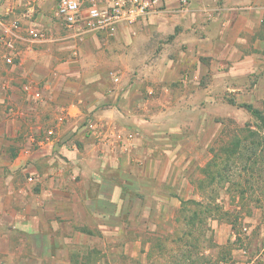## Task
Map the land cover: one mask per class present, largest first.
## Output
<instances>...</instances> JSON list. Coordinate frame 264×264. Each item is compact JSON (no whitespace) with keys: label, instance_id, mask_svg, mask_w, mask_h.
<instances>
[{"label":"crops","instance_id":"0c3cea01","mask_svg":"<svg viewBox=\"0 0 264 264\" xmlns=\"http://www.w3.org/2000/svg\"><path fill=\"white\" fill-rule=\"evenodd\" d=\"M56 2L0 0V14L24 20L23 7L30 15L35 4L53 11ZM261 27L264 0H160L113 35L66 30L64 40L77 46V56L34 68L32 77L44 85L14 100L20 115L28 101V120H0L12 132L11 141L0 132V252L9 249L14 227L24 239L19 251L27 245L40 253L90 233L84 226L114 230L119 206L131 202V172L177 174L182 156L190 159V150L182 151L190 139L167 130L168 120H180L194 105L197 81L211 72L228 87V79L248 73L245 62L264 60ZM216 86L208 84L204 93ZM16 136L24 145L9 149ZM26 174L32 182H22Z\"/></svg>","mask_w":264,"mask_h":264},{"label":"rangeland","instance_id":"374dc122","mask_svg":"<svg viewBox=\"0 0 264 264\" xmlns=\"http://www.w3.org/2000/svg\"><path fill=\"white\" fill-rule=\"evenodd\" d=\"M23 8L24 20L0 14V120H28V101L20 115L14 100L16 94L24 98L30 87L44 85L45 79L32 77L34 68H54L77 56L72 54L77 46L64 40L67 32L54 9L35 4L28 15ZM13 23L19 29L4 31ZM31 27L42 36L31 35ZM259 34L264 37L262 27ZM245 67L248 73L228 79V87H220L223 79L211 72L197 81L194 105L181 112L180 120H168L167 130L171 137L190 139L182 142L190 159L186 153L182 156L177 174L165 168L131 172V202L119 206L114 230L102 233L95 224L84 226L90 233L58 242L61 250L54 242L40 253L27 245L19 251L17 244L24 239L14 227L9 249L0 252V264H264V60L245 62ZM208 84L218 86L204 93ZM243 103L251 104L263 119ZM5 127L0 124V132L11 141V129L7 133ZM20 142L24 145L16 136L7 147ZM28 176L23 175L22 182H32ZM121 184L129 186L123 179Z\"/></svg>","mask_w":264,"mask_h":264},{"label":"built area","instance_id":"2783aa9c","mask_svg":"<svg viewBox=\"0 0 264 264\" xmlns=\"http://www.w3.org/2000/svg\"><path fill=\"white\" fill-rule=\"evenodd\" d=\"M184 1L185 0H181ZM160 0H58L54 9L55 17L69 33L84 37L89 34H110L117 32L119 26L127 25L145 17L159 6ZM10 29H19L13 23ZM29 33L41 37L42 33L31 27ZM10 62V58L6 59ZM114 82L118 81L116 73H110ZM48 135L53 130L47 131ZM29 180L33 178L29 177Z\"/></svg>","mask_w":264,"mask_h":264},{"label":"trees","instance_id":"16d2710c","mask_svg":"<svg viewBox=\"0 0 264 264\" xmlns=\"http://www.w3.org/2000/svg\"><path fill=\"white\" fill-rule=\"evenodd\" d=\"M240 105L246 107L250 112H252V113L258 115L261 119H263L262 116H260L259 111H258L257 109H255V108H253V107L251 106V104H249V103H243V104H240Z\"/></svg>","mask_w":264,"mask_h":264}]
</instances>
